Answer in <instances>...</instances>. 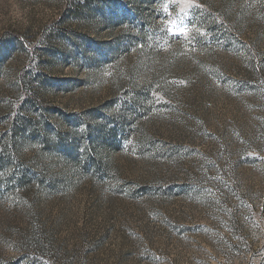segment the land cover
Returning <instances> with one entry per match:
<instances>
[{
  "label": "rangeland",
  "instance_id": "374dc122",
  "mask_svg": "<svg viewBox=\"0 0 264 264\" xmlns=\"http://www.w3.org/2000/svg\"><path fill=\"white\" fill-rule=\"evenodd\" d=\"M0 264H264V0H0Z\"/></svg>",
  "mask_w": 264,
  "mask_h": 264
},
{
  "label": "snow or ice",
  "instance_id": "6c2138e0",
  "mask_svg": "<svg viewBox=\"0 0 264 264\" xmlns=\"http://www.w3.org/2000/svg\"><path fill=\"white\" fill-rule=\"evenodd\" d=\"M165 11H167V8H165Z\"/></svg>",
  "mask_w": 264,
  "mask_h": 264
}]
</instances>
